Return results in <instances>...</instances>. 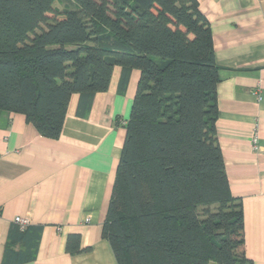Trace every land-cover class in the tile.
<instances>
[{
    "label": "trees",
    "instance_id": "16d2710c",
    "mask_svg": "<svg viewBox=\"0 0 264 264\" xmlns=\"http://www.w3.org/2000/svg\"><path fill=\"white\" fill-rule=\"evenodd\" d=\"M54 1L0 0V113L57 139L73 94L86 108L115 66L120 88L138 70L102 229L116 263L252 264L216 138L218 67L196 1L67 0L60 13ZM77 239L68 253L80 252Z\"/></svg>",
    "mask_w": 264,
    "mask_h": 264
},
{
    "label": "crops",
    "instance_id": "0c3cea01",
    "mask_svg": "<svg viewBox=\"0 0 264 264\" xmlns=\"http://www.w3.org/2000/svg\"><path fill=\"white\" fill-rule=\"evenodd\" d=\"M195 1L218 67L215 133L244 254L264 264V0ZM120 76L115 66L86 108L73 94L57 139L0 113V264H117L102 229L140 73L124 88ZM69 236L80 252L66 251Z\"/></svg>",
    "mask_w": 264,
    "mask_h": 264
},
{
    "label": "rangeland",
    "instance_id": "374dc122",
    "mask_svg": "<svg viewBox=\"0 0 264 264\" xmlns=\"http://www.w3.org/2000/svg\"><path fill=\"white\" fill-rule=\"evenodd\" d=\"M54 10L57 11V13H60L64 11L66 8L71 7V4L67 0H55L53 3ZM50 17L55 16L54 13L49 15ZM56 18H60V16H56ZM42 28L45 26L42 25Z\"/></svg>",
    "mask_w": 264,
    "mask_h": 264
},
{
    "label": "built area",
    "instance_id": "2783aa9c",
    "mask_svg": "<svg viewBox=\"0 0 264 264\" xmlns=\"http://www.w3.org/2000/svg\"><path fill=\"white\" fill-rule=\"evenodd\" d=\"M254 142H255V140H254ZM14 221H15L16 223H18L22 229H23L24 227H26L27 224H28L27 220H22V219H20V218H15Z\"/></svg>",
    "mask_w": 264,
    "mask_h": 264
}]
</instances>
